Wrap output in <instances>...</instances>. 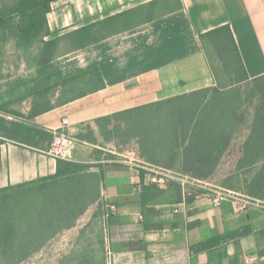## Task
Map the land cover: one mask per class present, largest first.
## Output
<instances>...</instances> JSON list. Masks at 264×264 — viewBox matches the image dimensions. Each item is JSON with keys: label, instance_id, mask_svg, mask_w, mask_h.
Listing matches in <instances>:
<instances>
[{"label": "crops", "instance_id": "1", "mask_svg": "<svg viewBox=\"0 0 264 264\" xmlns=\"http://www.w3.org/2000/svg\"><path fill=\"white\" fill-rule=\"evenodd\" d=\"M51 6L45 39L56 41L55 53L0 78V117L13 128L9 137L0 128V189L56 174L59 159L46 152L53 131L64 130L76 146L63 165L91 167L62 183L88 194L89 176L101 171L100 198L107 210L118 207L106 220V264H264V209L254 199L215 201L195 187L205 179L150 166L142 175L125 160L127 150L103 147L113 141L105 140V128L124 111L217 85L201 39L212 29L229 25L249 78L264 75V0H54ZM249 133L248 127L244 140ZM154 176L166 181L153 182Z\"/></svg>", "mask_w": 264, "mask_h": 264}, {"label": "trees", "instance_id": "2", "mask_svg": "<svg viewBox=\"0 0 264 264\" xmlns=\"http://www.w3.org/2000/svg\"><path fill=\"white\" fill-rule=\"evenodd\" d=\"M53 1L18 0L16 6L0 9V78L4 76L1 74V50L8 40L26 50L39 43L41 55L36 62L55 53L56 41L45 39L51 34L47 14ZM201 39L217 85L126 110L123 115L133 117L126 121L128 129L138 137L139 155L144 162L175 171L179 176L208 179L228 150L235 132L246 123L250 114L248 105L252 104L250 133L243 143L238 168L255 170L247 192L264 199V75L249 78L229 25L212 29L202 34ZM5 123L0 117V128L9 137V130L13 128L8 129ZM20 128L15 125V130ZM97 166L102 168L101 164ZM90 167L71 162L64 166L59 159L56 174L0 189V195L13 191L23 193L27 187L49 179L54 186L48 185L47 189L50 194L55 193L51 190L56 191L58 203H63L64 198L79 199L82 189L73 192L68 183L62 181L79 178L80 172ZM141 173L144 174V169ZM91 176L95 177L94 188L98 187L103 177L101 171Z\"/></svg>", "mask_w": 264, "mask_h": 264}, {"label": "rangeland", "instance_id": "3", "mask_svg": "<svg viewBox=\"0 0 264 264\" xmlns=\"http://www.w3.org/2000/svg\"><path fill=\"white\" fill-rule=\"evenodd\" d=\"M17 2L18 0H0V9L12 8ZM40 48L38 43L26 50L16 47L8 40L1 50V74L5 75L23 64L35 63L41 55ZM248 106L252 117L249 114L246 123L239 129L240 133L234 137L233 146L225 153L221 166L205 179L207 183L196 185V189L214 195H244L264 202V199L247 192L255 170L238 168L239 161L236 162L240 156V147L246 140L243 133L250 128L253 118V105ZM128 119L132 120L133 117L118 116L111 122L112 129L105 128V140L113 141L103 145L104 148L112 149L113 146L117 151H134V146L138 148V137L128 129ZM94 181L95 177L89 176L88 194L82 191L81 198H64L63 203L57 202L56 191L51 190L55 193L50 194L47 189L48 185L51 188L54 186L52 183L42 182L27 187L23 193L13 191L1 194L0 264H106L109 256L107 206L100 198L101 183L94 188ZM70 189L73 192L81 190L74 183L70 184ZM92 197L96 200L88 205Z\"/></svg>", "mask_w": 264, "mask_h": 264}, {"label": "built area", "instance_id": "4", "mask_svg": "<svg viewBox=\"0 0 264 264\" xmlns=\"http://www.w3.org/2000/svg\"><path fill=\"white\" fill-rule=\"evenodd\" d=\"M64 125L68 124V120L64 119L63 121ZM76 146V140L70 136L66 131L64 130H54L53 131V138L51 142L50 148L47 150V154L58 159H73L74 155V149ZM126 157V161L130 164V166L134 169H139L140 171L142 169H145L146 167L151 166L150 164L144 162L139 155V152L136 153V151H128ZM179 176V175H178ZM181 177V176H180ZM153 182L156 183H163L166 181L165 176H154ZM193 180V179H192ZM225 196L222 195H216L215 201H219L221 198ZM260 207L264 209V202L260 200H255ZM118 207L116 205H111L109 209L107 210L106 217L109 218L112 213L116 212Z\"/></svg>", "mask_w": 264, "mask_h": 264}]
</instances>
